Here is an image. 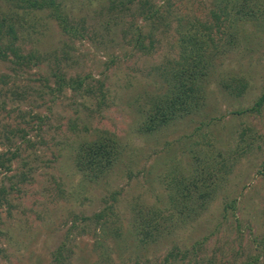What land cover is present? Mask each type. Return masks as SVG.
<instances>
[{
    "label": "rangeland",
    "instance_id": "1",
    "mask_svg": "<svg viewBox=\"0 0 264 264\" xmlns=\"http://www.w3.org/2000/svg\"><path fill=\"white\" fill-rule=\"evenodd\" d=\"M60 1L78 22L71 23L73 35L49 10L27 12L0 0V17L16 30L24 56L21 63L16 55L0 58V162H6L0 188L7 195L0 205V264H163L176 247L175 264H264L258 173L264 108L233 114L253 106L264 90V7L242 24L238 45L216 58L204 110L148 133L151 96L167 87L163 73L179 57L180 23L214 24L210 13L222 0H154L170 19L155 31L153 47L137 3L125 0L126 9L121 0ZM225 25L213 29L222 46L230 42L228 20ZM141 40L151 46L147 52L139 50ZM234 77L248 82L240 96L229 87ZM102 136L114 138L122 153L93 181L71 161L80 146ZM221 156L233 168L208 208L174 235L139 249L126 226L142 223L149 209L164 216L179 211L177 219L185 220L178 180L207 161L221 164ZM233 200L236 209L225 211Z\"/></svg>",
    "mask_w": 264,
    "mask_h": 264
},
{
    "label": "trees",
    "instance_id": "2",
    "mask_svg": "<svg viewBox=\"0 0 264 264\" xmlns=\"http://www.w3.org/2000/svg\"><path fill=\"white\" fill-rule=\"evenodd\" d=\"M5 1L27 12L49 10L50 18L59 20L68 33L72 34V32H75L71 23L72 21L78 22L70 18L66 6L60 0ZM129 2L131 4L137 3L140 14L144 16L145 21L150 23L152 46L153 43L157 42L155 41V31L163 25H168L170 17L167 13H163L162 8L157 6L154 0H129ZM120 3L124 5V8L130 9L125 0H121ZM218 3L219 9H212L210 13V17L216 20L214 24L200 19L180 23V28L178 29L181 34L178 41L180 46L179 57L171 61L173 63L172 67L163 73L167 87H163L158 94L154 93L151 96V107L146 111L143 123L145 132L152 133L182 116L204 110L208 102L205 87L206 77L215 67L216 58L226 52L229 46H237L241 32H245L242 24L257 18L258 14L264 11V6H262L264 0H222L218 1ZM110 7H117L116 2ZM226 20L229 21V29H227L229 30L230 42L222 46L216 36L214 37L213 29L218 27L217 32H220L221 26L226 27ZM9 25L11 24L4 17H0V58L9 60L10 55H16L20 56L21 63V59L24 56L21 54V48L19 49L16 46V30ZM135 32V36L139 40L143 36V31L142 29L139 31L137 27ZM8 35L11 38L7 43ZM137 45L139 50L144 52H147L151 47L145 46L142 40ZM229 87L234 95L240 96L248 89V82L245 77H234ZM263 108L264 90L253 106L241 112L235 111L233 114L237 116L239 113L242 114L244 112L254 114L261 112ZM120 146L114 138L102 136L95 141L84 143L79 147L72 161L69 160L71 164H75L86 178L89 180L93 179V181L98 180L110 172L117 164L122 153ZM7 161L11 162V160ZM218 162L214 160L207 161L200 170L197 169L196 173L194 172L193 176L185 181L178 180V194L175 196L177 197L176 200L183 205L187 216H189L185 220H182V218L177 219L178 215H181L179 211L169 215L164 213V216L161 210L149 209V216L143 217L142 223L133 222L132 227L128 228L126 226L127 233L131 234L130 237L137 240L136 245L139 249L140 247L146 249L152 243L174 235L178 229L193 222L195 216L201 215L208 208L209 203L215 200L221 186L224 184L223 187H225V182H227L231 172L230 169L233 168V164L228 165L230 163L228 158L223 157L221 164H218ZM0 165L5 166L6 162L3 160ZM7 167L8 170H12L10 165ZM210 167H213L214 171H209ZM258 173L264 176V163ZM9 179L11 180L12 178L9 177ZM27 179L28 177H24V182ZM5 192L6 188H0V205L1 201L5 200L3 198L7 196ZM192 201L195 206L189 208L188 202ZM236 207V201L233 200L226 205L225 211L228 209L235 210ZM143 208L144 206H142ZM0 223H2L1 218ZM123 225L125 226L126 224L122 222ZM178 254L180 253L178 252V247H176L165 256L163 264H175Z\"/></svg>",
    "mask_w": 264,
    "mask_h": 264
}]
</instances>
